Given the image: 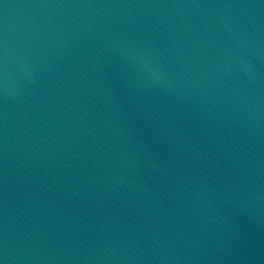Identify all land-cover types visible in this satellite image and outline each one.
<instances>
[{
    "label": "water",
    "instance_id": "water-1",
    "mask_svg": "<svg viewBox=\"0 0 264 264\" xmlns=\"http://www.w3.org/2000/svg\"><path fill=\"white\" fill-rule=\"evenodd\" d=\"M0 264H264V0H0Z\"/></svg>",
    "mask_w": 264,
    "mask_h": 264
}]
</instances>
